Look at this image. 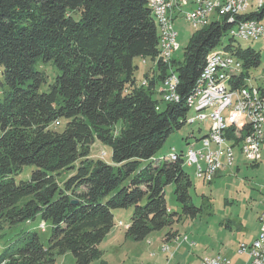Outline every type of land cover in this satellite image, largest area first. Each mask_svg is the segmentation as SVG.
I'll use <instances>...</instances> for the list:
<instances>
[{
	"label": "trees",
	"instance_id": "16d2710c",
	"mask_svg": "<svg viewBox=\"0 0 264 264\" xmlns=\"http://www.w3.org/2000/svg\"><path fill=\"white\" fill-rule=\"evenodd\" d=\"M149 1L0 0V232L38 217L51 226L48 246L38 232H23L0 264H53L66 252L75 264L102 260L115 209L134 207L125 234L135 241L203 213L205 203L196 206L191 196L184 153L155 157L188 122V96L234 23L217 12L224 18L192 36L181 62L165 63ZM263 16L264 9L244 17ZM223 50L242 58L247 70L260 65L258 51L232 38ZM137 57L158 67L145 74L147 85L139 81ZM40 60L59 71L47 90ZM167 73L179 76V101L161 98ZM247 75L234 73L241 76L237 85L246 86ZM251 130L247 125L245 135ZM228 134L237 143L244 129L229 125ZM97 141L111 149V161L92 155ZM25 166L35 167L30 179L17 181ZM169 184L182 213L168 206Z\"/></svg>",
	"mask_w": 264,
	"mask_h": 264
},
{
	"label": "rangeland",
	"instance_id": "374dc122",
	"mask_svg": "<svg viewBox=\"0 0 264 264\" xmlns=\"http://www.w3.org/2000/svg\"><path fill=\"white\" fill-rule=\"evenodd\" d=\"M253 3H256V0H250L249 11H254ZM72 15L76 19L80 18V12L78 11L72 12ZM216 17L224 18L223 15L218 13H216ZM210 20L213 21V14ZM203 27L195 28L182 17L175 21L180 48L173 49L172 56H175L178 62L183 60L185 49L188 47L192 36ZM229 42L230 37L227 35L222 39L221 43L223 45L217 48L222 47L223 49L224 45ZM235 43L244 48L252 47L260 53L261 62L257 68L247 70L243 67L244 69H242L243 72L248 73L249 86H253L256 91L258 89V78L264 77V41L237 37ZM135 63L140 66L138 71L140 81L145 78L146 72L148 73L150 70L145 71V68L152 65V63L144 64L142 58L139 57L135 59ZM37 68L47 74V82L43 85V89L47 90L59 71L51 62L43 60L39 61ZM0 79H3L1 75ZM160 89L161 85L159 92ZM194 115L195 111L190 109L188 116L192 117ZM213 123L211 116L205 119V122L190 123L188 121L180 130H176L167 138L155 158L168 157L178 152L184 153L186 159V153L194 143L197 148L201 147V139L210 133L209 129ZM261 151V158L256 159L254 157V162L261 161L258 165L244 158L242 152H240V144L234 145V154H236L234 165L227 169L221 168L212 182L204 181L198 177L195 166L185 165V170L193 181L191 190L193 202L196 206L205 203L203 213L197 218L187 217L171 227L167 226L162 230L153 231L144 240L135 241L127 238L125 234L134 207L115 209L116 226L100 245V248L104 251L102 260L106 261L105 264H191L198 258L197 255L201 256L207 252L209 255L220 253L229 256L231 264H243L247 260V264H249L251 262L250 256L247 253L239 252V246L242 242L251 243L254 240L251 239L256 231V215L264 205V144H262ZM111 154V149L98 141L92 146L94 157L104 155L105 160L111 161ZM34 169V166H25L17 176V181L29 180ZM165 192L170 209L182 213V206L176 200L175 186L173 184L167 185ZM120 221L124 225H119ZM41 222L42 220L38 217L31 223L21 222L1 230L0 255L21 233L27 231L38 232L43 244L48 246L51 237V226L48 223L43 230L39 227ZM175 229L179 231H175ZM170 230L174 235H170V240L166 239V242L164 239ZM179 232L181 233V239L178 237ZM182 234H186V236ZM171 236L172 238L173 236L177 237V239L171 242ZM199 236L203 240H200ZM185 237H190V240L185 241ZM205 239L211 243L207 244ZM102 260H94L91 264H104ZM53 264H75V257L72 252H66L57 256Z\"/></svg>",
	"mask_w": 264,
	"mask_h": 264
},
{
	"label": "built area",
	"instance_id": "2783aa9c",
	"mask_svg": "<svg viewBox=\"0 0 264 264\" xmlns=\"http://www.w3.org/2000/svg\"><path fill=\"white\" fill-rule=\"evenodd\" d=\"M243 2V11L241 16H234V4ZM149 5L154 7L161 15V8H165V0H150ZM219 5H226V20L228 23H234V32H228V36L234 41H237L238 36H250L252 40L264 41V16L262 23H254L253 18H245V15L251 12L261 13L264 9V0H258L253 3L254 11H249L251 6L247 0H180V4L170 10L171 20L173 24V33H166L168 38V51L173 60H177L172 56V49H179L177 37L178 32L175 28V13H180L189 21L195 28H199V22L205 21V14H213V21L223 19L216 17V9ZM189 6V8H187ZM210 24V23H208ZM222 46V45H221ZM146 58H143V63ZM227 63H237V66H244V60L238 57L231 50H223L215 48L208 56L207 63L201 72V75L196 81L195 87L189 97L191 109L195 111V115L188 116V121L194 123L196 121L205 122L206 115H213V119H223L225 124V134L217 135L215 126H210L211 138L201 139V151L188 150L186 155L192 157V164L199 171L198 156L207 158V173H200V177L204 181H212L218 174L221 168L232 167L235 163L236 154H232V145L240 144V152L244 158L254 162V157H257V149L255 138L264 136L260 132L259 115H264V77L258 78L257 85L262 93V100L259 101L256 111L257 121L247 122V111L245 110L246 100L250 97L241 84L237 85L238 79L241 76H234V70H227ZM155 71L158 67H154ZM166 89L163 91L162 99H167V103H172V98L180 97L177 90L178 74L167 73ZM142 84L147 85L146 77L141 80ZM238 125L245 129L247 125H254L255 136L252 145H244V137L234 138L237 143L229 138L228 126ZM104 156V155H103ZM260 230L258 235L251 243L242 242L239 246V252L247 253L251 262L249 264H264V209L261 212ZM120 225H124L120 221ZM129 225H127L128 227ZM44 230V223L40 225ZM188 237H185L187 240ZM165 250V249H164ZM222 254L205 257V264H220ZM231 260L229 259V263Z\"/></svg>",
	"mask_w": 264,
	"mask_h": 264
},
{
	"label": "bare ground",
	"instance_id": "6f19581e",
	"mask_svg": "<svg viewBox=\"0 0 264 264\" xmlns=\"http://www.w3.org/2000/svg\"><path fill=\"white\" fill-rule=\"evenodd\" d=\"M257 1L258 0H256V2ZM247 2L250 3V0H247ZM176 4H180V0H165V8H161V15L158 13L156 9H154V7L150 6L153 10V14L155 16L156 22L159 25V29H160V50L161 51L158 57L161 58L163 62L165 63L171 62L169 51L167 49L168 38H167L166 33H173V24L171 20L170 10L176 7ZM242 11H243V2H236L234 4V15H237V14L241 15ZM217 12H219L220 14H226V5H219L218 8L216 9V13ZM211 16L212 14H205V21H200L199 27L205 26L210 21ZM262 22H263L262 20L254 19V23H262ZM230 32H234V25L231 28ZM238 37H242L245 39H252L250 36H238ZM172 55H173V49H172ZM243 67L244 66H237V63H227V70H234V73H237V74L240 73L242 69H244ZM245 82L247 83V85L242 86V87L244 88V92H247L250 96L246 100L245 110L247 111V117L250 118L252 122H255L257 121V114H256V111H253V110L257 109V105L259 104V101L262 100V93L261 91H259V86L256 91L254 90L253 86H249L248 77L245 79ZM178 83H179V80H177V85ZM165 89H166V79L163 82L161 89H160L162 97H163V91ZM163 100L167 101V99H163ZM179 100H180V97L172 98L173 102L179 101ZM187 101H188L189 108L191 109V104H189V97ZM209 116H211L213 119V115H206L205 119H207ZM213 122L214 123L212 126H215V132H217V135H224L225 134V124H224L223 119H213ZM259 127H260V132L262 133V135H264V115H259ZM254 136H255V129H254V125H252V130L249 133H247L244 137V145H252L254 142ZM209 138H211V131L203 139H209ZM262 144H264V136H257V138H255V145L258 151L257 157H255L256 159L260 158V151H261ZM192 149H194V151H201V147L197 148L196 146H194V147L189 148V150H192ZM176 154H173L174 157H176L175 156ZM232 154H234V146H232ZM185 163H186L185 165L193 166L191 165L192 157L190 155H187ZM198 165H199L200 173H207V158L205 156H198ZM200 173L196 169V174L198 177H200ZM260 219H261V214H260L259 220ZM263 261H264V254H263ZM228 263H229V259L222 256L220 259V264H228ZM200 264H205V257L201 260Z\"/></svg>",
	"mask_w": 264,
	"mask_h": 264
},
{
	"label": "crops",
	"instance_id": "0c3cea01",
	"mask_svg": "<svg viewBox=\"0 0 264 264\" xmlns=\"http://www.w3.org/2000/svg\"><path fill=\"white\" fill-rule=\"evenodd\" d=\"M187 8H189V6L187 7ZM180 17H182V18H184L183 17V15L182 14H180V13H175V21L176 20H178ZM142 58V57H141ZM142 61H143V58H142ZM148 62H150V63H152V65H149V66H147V68H145V71H148L149 69V71H148V73L150 74V75H153L154 73H155V66H156V64H155V62H153L152 60H150V59H147V62L146 63H144V64H147ZM147 73V72H146ZM147 80V79H146ZM161 85V84H160ZM160 85L158 86V90H159V87H160ZM261 149H262V147H261ZM263 151V150H262ZM262 151H260L261 152V154H262ZM261 154H260V158H261ZM263 157H264V154H263ZM263 159V158H262ZM264 204V203H263ZM263 209H264V205H263V207H262V209H261V211H259L258 213H257V215H256V231H255V234H254V237L251 239V240H253V239H255L256 238V236L258 235V232H259V230H260V222H259V216H260V214H261V212L263 211ZM185 218H187V217H184L183 218V220L185 219ZM197 218V217H196ZM42 223V222H41ZM41 225V224H40ZM129 225V224H128ZM254 226V227H255ZM176 230H178V229H175V231ZM179 231V230H178ZM113 232V229H112V231L107 235V237L111 234ZM169 232H172V230H170ZM168 232V233H169ZM167 233V234H168ZM167 234H166V237H165V239L164 240H170V236L168 237L167 236ZM183 236L185 235L186 236V234H182ZM178 237L181 239V233L179 232V234H178ZM195 238H196V236H194ZM128 238V237H127ZM130 239V238H129ZM175 239H177V237L175 238V237H171V242L172 241H174ZM180 239H179V241H180ZM199 239L200 240H203L202 238H201V236H199ZM167 240H166V242H167ZM168 240V241H169ZM190 240V237H188V239L187 240H185V241H189ZM206 240V239H205ZM207 241V240H206ZM150 242V241H149ZM207 244H210L211 242H209V241H207L206 242ZM218 254H220V253H218ZM216 255V254H215ZM215 255H209L207 252H205V254H203V255H201V256H198L197 255V259H195L194 261H193V263H191V264H199L200 263V260L202 259V258H204V257H207V256H215ZM224 257H226V258H228L229 256H226V255H224ZM230 258V257H229ZM228 258V259H229ZM247 262H248V260H247ZM247 262H245V263H243V264H247ZM232 263V262H231Z\"/></svg>",
	"mask_w": 264,
	"mask_h": 264
},
{
	"label": "water",
	"instance_id": "95a60500",
	"mask_svg": "<svg viewBox=\"0 0 264 264\" xmlns=\"http://www.w3.org/2000/svg\"><path fill=\"white\" fill-rule=\"evenodd\" d=\"M75 202H77V200H74Z\"/></svg>",
	"mask_w": 264,
	"mask_h": 264
}]
</instances>
